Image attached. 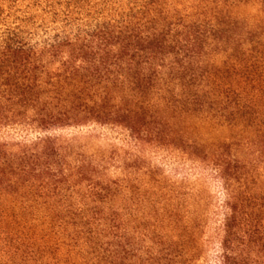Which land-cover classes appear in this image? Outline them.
I'll list each match as a JSON object with an SVG mask.
<instances>
[{"label":"trees","instance_id":"obj_1","mask_svg":"<svg viewBox=\"0 0 264 264\" xmlns=\"http://www.w3.org/2000/svg\"><path fill=\"white\" fill-rule=\"evenodd\" d=\"M86 4L0 0V131L39 136L0 141V264H198L200 191L144 147L221 183L218 264H264V0ZM90 125L128 149L50 135Z\"/></svg>","mask_w":264,"mask_h":264},{"label":"rangeland","instance_id":"obj_2","mask_svg":"<svg viewBox=\"0 0 264 264\" xmlns=\"http://www.w3.org/2000/svg\"><path fill=\"white\" fill-rule=\"evenodd\" d=\"M64 2L65 0H60ZM98 0H86L85 8H91L96 5ZM36 8V9H35ZM34 10H28L33 14L37 11L38 15L43 16L47 10L42 11L43 5L35 6ZM88 10L84 13H88ZM43 13V15H42ZM48 13V10H47ZM94 13L84 16L83 20L93 21ZM41 25L40 19H34V26ZM40 27V26H39ZM49 25L38 29V37L46 36ZM50 135L55 137L68 138H91L96 146L102 148L114 147L117 149L127 150V140L125 135L118 129L108 126L90 125L87 127L70 128L62 131L52 132ZM39 137L38 134L22 131L19 129H5L0 131V141L8 143L25 142L30 143ZM141 154L144 157L145 166L158 170L163 177L173 182H185L195 185L203 201L205 212V223L202 234V252L198 264H218L219 257V235L217 228L223 220L224 214L222 204L226 196L223 187L215 178L211 170L203 164H195L183 159L180 154L163 149L144 147Z\"/></svg>","mask_w":264,"mask_h":264}]
</instances>
